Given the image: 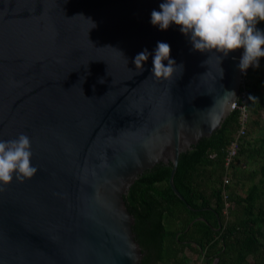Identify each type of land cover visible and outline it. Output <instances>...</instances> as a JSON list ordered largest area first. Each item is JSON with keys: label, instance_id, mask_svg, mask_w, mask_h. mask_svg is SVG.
I'll return each mask as SVG.
<instances>
[{"label": "water", "instance_id": "95a60500", "mask_svg": "<svg viewBox=\"0 0 264 264\" xmlns=\"http://www.w3.org/2000/svg\"><path fill=\"white\" fill-rule=\"evenodd\" d=\"M162 2L0 0V140L29 136L38 168L0 184V264H157L159 206L149 197L144 218L125 196L171 163L184 201L178 158L230 113L242 50L200 52L175 23L152 25ZM157 42L183 73L151 75Z\"/></svg>", "mask_w": 264, "mask_h": 264}, {"label": "trees", "instance_id": "16d2710c", "mask_svg": "<svg viewBox=\"0 0 264 264\" xmlns=\"http://www.w3.org/2000/svg\"><path fill=\"white\" fill-rule=\"evenodd\" d=\"M256 27L264 30V21ZM259 65L249 67L244 78L249 116H257L264 106L260 90L264 83V57L259 58ZM250 96L255 98L249 99ZM251 122L257 126V120L248 117L246 134L231 164L230 183L225 188L223 163L238 125L236 110L230 111L217 132L203 144L178 158L173 183L185 202L169 185L171 163L141 174L129 187L125 201L142 217H147L145 201L149 197L159 206L157 264H264V162L258 170L247 172L236 163L244 152L250 151L247 135ZM262 139L259 145L264 142ZM258 172L260 176L256 177ZM243 178L248 187L240 193L232 182ZM224 193L231 203L227 214L223 213Z\"/></svg>", "mask_w": 264, "mask_h": 264}, {"label": "clouds", "instance_id": "9594fccd", "mask_svg": "<svg viewBox=\"0 0 264 264\" xmlns=\"http://www.w3.org/2000/svg\"><path fill=\"white\" fill-rule=\"evenodd\" d=\"M159 8L152 10L151 24L161 30H167L173 23L180 26L194 50H214L226 57L231 51L243 48L238 65L241 71L246 73L249 67L260 66L259 58L264 57V30L256 25L264 21V0H164ZM154 51L151 68L154 78L168 80L178 70L183 73V63L177 64L171 58L169 43L157 42ZM150 55L145 48L135 56L137 74L143 73L144 62ZM32 156L31 140L26 134L0 140V184H8L14 176L18 180L33 177L38 168L33 166Z\"/></svg>", "mask_w": 264, "mask_h": 264}, {"label": "built area", "instance_id": "2783aa9c", "mask_svg": "<svg viewBox=\"0 0 264 264\" xmlns=\"http://www.w3.org/2000/svg\"><path fill=\"white\" fill-rule=\"evenodd\" d=\"M243 51L244 50L242 48L239 59L242 57ZM246 73L241 71L240 88L237 93L235 101L231 104V107H230L231 111L236 110L238 112V125H237L236 131H235V134L232 140L229 142L227 146L225 157H224V163H223L224 175L222 179L223 188H225L224 186H227L230 183L231 164L233 162L234 157L236 156L238 152L240 141L242 137L246 134V128H247L248 117H249V112H248V107H247L248 96H247V90L244 86V78H245ZM223 197H224L223 213L227 214L228 209L231 207V203L228 201V196L226 193H224ZM195 264H203V263L199 262Z\"/></svg>", "mask_w": 264, "mask_h": 264}, {"label": "rangeland", "instance_id": "374dc122", "mask_svg": "<svg viewBox=\"0 0 264 264\" xmlns=\"http://www.w3.org/2000/svg\"><path fill=\"white\" fill-rule=\"evenodd\" d=\"M261 76L264 79V68L261 72ZM260 90L264 94V83L260 85ZM249 117L251 120H257V126H253L251 122L248 128L249 134L247 135V140L249 142L250 151L244 152L243 155L239 157V161L236 162L237 165L240 166V168L244 169L246 172L249 170H258L260 164L264 162V142L259 145V139L263 138L262 140H264V106L262 109H260L257 116L253 114ZM259 176L260 173L258 172L256 177ZM245 179L246 178H243L240 181L232 182L237 188V191L240 193H244L248 187V182Z\"/></svg>", "mask_w": 264, "mask_h": 264}, {"label": "crops", "instance_id": "0c3cea01", "mask_svg": "<svg viewBox=\"0 0 264 264\" xmlns=\"http://www.w3.org/2000/svg\"><path fill=\"white\" fill-rule=\"evenodd\" d=\"M201 263H203L202 261H201ZM204 264V263H203Z\"/></svg>", "mask_w": 264, "mask_h": 264}]
</instances>
